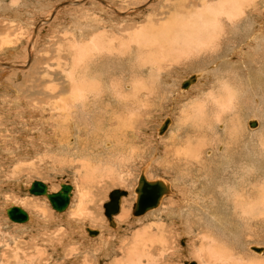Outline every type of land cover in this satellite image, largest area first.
I'll return each mask as SVG.
<instances>
[{
  "label": "rangeland",
  "instance_id": "374dc122",
  "mask_svg": "<svg viewBox=\"0 0 264 264\" xmlns=\"http://www.w3.org/2000/svg\"><path fill=\"white\" fill-rule=\"evenodd\" d=\"M70 1L71 2L79 1V3L77 2V4H71V3H69ZM103 1L106 2L107 4H109L110 6H112V8L117 7L116 8L117 11H124L123 9L127 10V9H131V8H133L135 10L132 11V13L128 15L129 17H127L123 14H121L122 16H118V15H116V12L113 13V11H111V13H109L107 8L105 10H107L108 14L102 13L99 10L95 9L96 5H98L99 3L97 2L96 5L95 4L91 5L92 4L91 0H57V1L56 0H0V6H1V8H0V64H2V66H0V136H1L0 137V232L4 235L3 236L2 234H0V235H2L1 237L3 239V244H4V245L2 244V247H0V251L1 250H4V251L7 250L5 256L1 257L2 260L0 259L1 260L0 264H5V263H7V264H20L19 263L20 259H19V261L17 260V256L20 258V255H19L20 253L17 254L18 253L17 252L16 253L17 256L15 255L14 251L16 249V246L13 244V242H11V236H10L11 234H12V236L17 237L18 240L20 239V243H24L23 241H25L26 244H28V243L32 244L33 241L31 239L36 241V242L34 241L33 244L34 243L37 244L38 240H40L39 238L45 240V243H43V244H46V243L49 244V242L50 243L52 242L51 244L58 245V244H60L58 242L63 241V240L60 241L61 237H59L60 236L59 234H57V236L56 235L54 236V234L48 235V234H52L51 232H52V230H55L54 229L55 226L61 225L62 222L58 223V225L55 223L54 224L52 223V225L51 224L46 225L47 224L45 222L46 219L50 220L52 218L53 219L55 218L58 221L59 220L58 218H60V217H55V215H58V214H56L53 210L50 209V206H48L49 204H48L47 200L44 197L30 196L24 192L25 189L28 188L31 185V183L34 181H39V182L47 184L49 186V190L51 189L50 191H52V192L59 191L60 184H62V183L67 182L68 184H71V186L73 187V189L75 191L74 195H73L74 204L78 201V199L80 198V196L82 195V193L84 191H86V190L88 191L89 189L90 190L95 189V191L97 190L93 194L95 196L94 197L95 214L97 213V215H99V217L103 216L101 218L105 221H106V218L103 214L104 211L102 208H103V204L108 201L109 193L112 190L118 189V190L125 191L128 194L126 197H124L122 199L121 206H122L124 200L130 201L127 204V210L129 211V219H130L132 224L130 226H127V224H124L123 222L122 223L119 222L120 227H121L120 230H122L121 234L108 236L109 240L111 241V245L109 246L110 248H108L109 254L107 253V255L108 256L110 255V256L109 257L106 256V257H108L106 259H104L105 257H103L104 261H102V262L99 261L98 264H113L115 262L114 259H116L117 255L119 256L120 253L121 254L123 253L125 255L126 253L124 250H123V252L119 251L120 253L116 254L117 253L116 250L119 248V245L118 246H116V245L120 243L119 241L116 242V240H120L119 235H121L123 239L124 238L125 239L130 238L131 233H136V231L142 232V231H140V230H142L141 228H143V230H146V231H149L151 229L149 231L150 234H153L151 236V238L154 237V239H155V237H156V239H155L156 242L154 244L158 243V241L162 237H164V239H167V245H168L167 248L168 249H166V256H164V259L161 260V258H158V257H160L158 255V253H155L156 255L154 254V256L152 257L153 259L154 258L156 259V260L154 259L156 264H161L159 261L164 263L167 260L168 261L165 262L167 264L168 263H170V264H184V262H186V261L187 262L188 261L189 262H191V261L196 262L195 260H198L196 262L198 264H205L206 263L205 261H207L206 258L212 259L214 264H221L220 261H222V264L227 263L228 261L232 262L231 264H247V263L248 264H251V263L252 264H254V263L255 264H262V263H264V261L262 263H259V262L257 263L254 259H252V257L250 258L247 255L245 256L244 253L247 254V252L250 255L253 254V257L254 256L255 257H263L264 256V255L263 256H257L254 253H252L251 251H249L248 248H246V251H243L242 247H241V250L238 248L236 249V252L239 254L240 258L242 257V259H243V260L242 259L240 260V258L237 259V257H235L234 255H231L230 252L228 254H223L224 253L223 252L224 247L226 249V252H228L229 250L226 248V246H223L222 244H220L221 242H219V244L221 246L217 245V244L214 245V242L217 243L218 240L214 241V240H210V239H205V240L203 239V242H202V240H201L202 238H200V236H199L201 234L199 232L207 231V227H206L207 224H206V220L205 221L203 219L199 220V216H201L199 211L182 208L181 211H183L185 213L184 217L186 218L184 220V222L186 223L187 226L190 227V228L187 227L186 229L183 228V229H185L184 231L182 229H180V228L184 227V225L183 226H180L179 224L177 225V223L180 221L175 216H172L174 219L172 217H169V216L167 217L168 219H166V217L158 214L160 212H157L156 214L154 213L152 215L145 214L148 217H146L145 215L140 216V217H136V218L132 216V207L134 204L133 202H135L134 189L136 187L137 179L140 175L141 169H145V175L149 180L163 179V180H165L171 184L173 194H172L171 198H165L163 200V202L161 201L162 205L160 204L159 207H162V208H167V203H171V202L175 203V207H177V199L180 197L187 196L184 194V187L186 185H189V186L195 185L193 183V181H188V183L183 184L182 179L179 180L180 178H179V176L176 175V173H174L171 170L166 169V167H165V165H167V163H166L167 158L165 157L166 149L163 148L166 144L168 146L173 141L175 143L176 140H177V142H180V141L183 142L185 140V138H186V140L195 141L194 139L196 137L201 138L203 135H206V137H208L207 140L209 138L211 140H213V136H214L213 132L215 131V127H214L215 125L213 123L214 121H212V120L215 117L216 118L219 117V118H221L220 121L222 120V122H223L225 119L224 117H227V116L229 117L230 115L233 114L234 111L237 112V120L235 122L236 123V129L238 130L239 133H242L245 136L244 127L248 128V125H246V122H244V120H245V115H247V113L249 111L248 109L252 108V107L255 108L259 105H261V106L264 105V100H263L264 96L261 95L262 90L260 89V87L259 86H253L252 90L250 89L249 91L246 92V94H243L244 98H243V96L242 97L239 96L242 94L241 92L239 94L237 92L234 95L235 107L237 109H235V108H232V109L227 108L228 110L226 108H225V110H224V108L221 109L222 103L219 100L223 101V97H225V94H224V92H225V88H224L225 86L224 85L225 84L223 85V83H226V79L224 77H222V76L226 75L225 66H227L229 69L230 68L234 69L235 72H238V75H240L241 79L238 83H241V84H238L239 88L242 85V83L246 84L245 83L246 79H250L252 81L251 85H253L254 84L253 83L254 78L251 76V74L254 75L255 73L256 74L260 73L261 68L258 67V65H259L258 59H259V56H261V53H260L261 51H260V49H257V50L254 49L253 45L250 44V42L246 46L245 44H243V42L241 44H239L234 39L233 42L232 41L231 42H232V44L235 42L234 44L236 46L238 45V49H240L241 45L244 46V49L242 48L243 54H240L238 52L236 54H232L231 51H236L237 49L231 50L229 52L227 51L228 54H226L227 53L226 50H223V53L221 54V56H219V58H221L223 56L221 59L215 58L216 60H213V56H210L208 58L206 57L207 58L206 61H205L206 58L203 59L202 58L203 55L200 54V52L196 51L195 49L190 50L191 54H190V52L186 51L187 52V55H186V53L184 51L180 50V48H178V47H177V49L174 48L175 50L174 49L173 50L176 52V54L172 50L170 53V58L168 60H166L168 62H165V63H167L165 65H168L165 68L166 73L161 72L162 73L161 74L158 71V68H160V66H162V65L163 66L161 69L162 70L164 69V67H165L164 63L160 62L161 63V65H160L159 61L156 60V62H154V64H153L152 69L154 72L152 71L153 72L152 77L149 78V80L145 82V85H147V89L150 87V85L151 86L153 85L154 88H152V87L150 88V91L152 92V94L151 93L146 94L145 96L147 99H145V96H143L142 97V98H144V100H143L144 102L142 101L143 103L141 102L140 104L138 103L139 105L130 106L129 107L130 109H125L123 111L124 113L120 116L121 118H120L119 123L116 124L117 126L113 127L114 130L112 127H111L112 131H110L111 130L110 128L109 129L106 128L105 130H102V135L100 134L102 137L100 142H102V140L105 141L104 145H106L108 143L109 147L107 146L108 148L107 147L104 148V147H102V144L99 142V144L97 145L96 148H91V149H89L90 151L88 150L89 155H91V153L93 152L92 149L96 150L98 148L99 149V150L97 149L98 151H100L102 149H104V151L106 150V154H105V152L93 154V153H95V152H93L92 155L90 156V157H93V155L96 156L94 161L96 159H103L101 161L102 163H99L101 165H97L96 171L91 170V171H93V172H91L89 169L85 170V168H82L83 169L82 170L80 167L81 163L79 161L78 162L77 161L72 162L70 160V159H73L72 156L68 157L67 156L68 154H65V153L63 154L64 149L61 148L62 145L60 146V144L58 143V141L60 139L59 137L62 134L65 135L67 132L68 133L70 132L68 135H66V136H69L68 142L74 141V139H76L75 138V132H76L75 130L76 129H72V130L70 129L72 126V123H70L71 125L69 124V126H68V123L64 124L66 126H62L63 122H67L68 120L63 119L61 117L62 116L61 114L52 116L53 115L52 106L54 104H57L55 106L56 112H61L59 110L61 109V107H62L61 105L63 103H62V101H60L57 88L60 87L61 85L65 86V87L67 86L66 89L68 88V82L66 81V78L69 75H67L68 74L67 72H70L72 67H76L78 65V63H80V61H81V58L79 59V53L76 52L78 55L76 53H74L75 50L79 51V47L75 46V49H74V43L75 42H73L74 40H77V39H74V37L77 36L78 31L80 30V27L78 25L83 23L89 29H95L94 28V26H95L94 21L96 18V19H98L97 21L100 20L99 21L100 26H99V24H98L99 27L96 26L97 28L100 29L98 32H101V31H103V29H105L107 34L113 35V34H115V31H116V32H120L121 33L120 35L124 34L125 35L124 38H126L127 34H130L133 31L140 30L139 28H142L143 30H146L149 26H152L154 28H158L160 26L161 22L166 18V17L164 19H163V17L160 18L161 16H164V14L166 16L172 15L171 18H173L174 15L177 14L176 18L180 17L182 19L183 16H185V17L188 16V14H186V10L187 9L190 10L191 7L195 11H200V10H202L203 6H209L210 9H213V8L216 9V7L218 6V3H217L218 0H198V1L197 0H178V1L177 0H164V1L163 0H157L155 2L153 1L154 2L153 6H152V4H150L152 2L151 0H149V1L148 0L147 1L146 0H141V1L136 0L137 5L136 4L133 5V3H136V2H132L131 0H103ZM166 1H170L172 3H174V2H180L181 3L182 2V4H184V5H181V8L176 10V11H178V13H175L176 12L175 8H173L174 11L173 10L167 11V9H161L160 8L161 5L163 6L164 4H166ZM185 1L186 2L188 1V2L186 3ZM229 1H231V0H229ZM1 2H2V4H1ZM145 2H146V4H144ZM231 2H233V1H231ZM146 5H148V6L146 7ZM211 5H212V7H211ZM213 5H214V7H213ZM157 6H158V8H156ZM102 7L104 8L105 6H102ZM151 8H154L153 10H155V8H156V10H158L159 13L162 11V15L158 13L159 15H157L155 17L152 16L154 11H152ZM192 9L190 11H192ZM224 9L227 11H230L227 8H224ZM192 15H193V17L195 16L194 13ZM150 17H152V20L149 22L150 23L149 24V23H147V21H149L148 19H151ZM195 18H197L196 22L193 21L194 18L190 19V21L194 22L195 25L199 24V23H197L199 17H195ZM200 18L201 19L204 18V20H205L204 16L200 17ZM258 19H261V17L256 19L255 26H258L260 22H261V26H262L263 20L259 21ZM163 22H162V26L165 24ZM127 28H128V30H127ZM261 29H264V28H261ZM107 41H108V38L103 40L104 43H106ZM225 44L226 43H224V45L221 44L220 47H218L219 51L220 50L222 51L223 47L225 49ZM176 50H178V52ZM166 52L169 53L168 50ZM166 52H165V54H167ZM245 53H246L245 57L247 58V60L245 61L244 66H242L241 62L243 61ZM180 54H181V56H180ZM75 55H77V58ZM185 55H186V57H185ZM191 55H195V56L193 57ZM196 55H198V56H196ZM230 55L232 58L229 57ZM187 56H188V58H187ZM175 57H176V59H175ZM190 58H193V59H190ZM72 59H74L73 62H75L77 64L72 63V61H71ZM222 59H224V61H222ZM193 62H195V65ZM229 62H232L233 66H235V67H232L231 65L229 67V65H227ZM7 65L10 67H8ZM57 67H58V71L56 69ZM77 67L79 69V67H81V64H79ZM77 67H76V69H77ZM219 67H220V69H219ZM213 68H215V71L212 70ZM237 68H240V69L242 68V69L240 71ZM191 72H193V73H191ZM201 72H203L204 74ZM213 72L216 75H214ZM154 73H156L157 75ZM159 74H161V76ZM165 74H167L168 76ZM154 75H156L159 79H160V77H163L161 79L165 78L167 80V81L165 80L166 83H168L170 81V83H168L167 86H169L171 88L167 87L166 85L163 86L161 84V80H160V82L157 81L158 78L155 77ZM189 75L190 76L191 75H198V76L200 75V77H202V79L199 77L200 79L198 78V80H197L198 82L196 81V83H194L193 85L191 84L187 89L182 90L181 86L179 84L185 78L189 77ZM217 75H218V78H217ZM168 78L171 80H168ZM223 79H225L224 80L225 82L222 83ZM218 82H220L223 85V87H221L222 86L221 84H217ZM213 83L215 85H217L218 87H220L221 89L220 90L219 89H213V88H218L217 86H214ZM148 85H149V87H148ZM158 85H160V86H158ZM158 87H160V88H158ZM160 89H162V90H160ZM166 89H167V91H166ZM170 89H172V90L170 91ZM179 89H180V91L182 90L181 92L185 91L184 93L189 94V96L185 97V99H184V97H182L183 95L182 96L179 95V93H178ZM67 90H69V88ZM163 90H165L164 93L163 92L161 93L160 91H163ZM218 90L220 91L221 96L219 95ZM259 91H260V94H259ZM167 92H168L167 96L164 95ZM67 93H68V91L66 92V94ZM159 93L161 94V96ZM66 94H64L62 98L65 99L67 97ZM14 95H17V97L19 99L16 98V96H14ZM154 95H155V97H154ZM248 95H249V97H248ZM251 95H253L254 97H252ZM158 96H159V98H158ZM259 97H260V99H259ZM151 98H152V102L150 101ZM238 99H240V100H238ZM241 99H242V101H241ZM254 99L260 100L259 102L261 104L258 103ZM145 100H147L146 103H145ZM186 100L189 102H187ZM224 100H227V98H225ZM16 101H18V102H16ZM153 101H154V104H153ZM243 101H245L247 104L243 105V103H242ZM254 101H255L256 105H254L255 104ZM149 102H151V104ZM216 103L218 105L217 107L214 106V105H216ZM240 105L241 106L243 105V106L241 107ZM203 106H205L206 108ZM214 107H216V108H214ZM207 109H209V110H207ZM207 112H208L209 116H208ZM211 112H212V114H211ZM186 113H188V114H186ZM203 113H204V115H203ZM214 113H216V114H214ZM110 114H115V111H113V112L111 111L109 113V116H111ZM142 114H144V115H142ZM219 114L220 115L222 114L221 115L222 117ZM202 115H203V117L207 116V118H206L207 122L206 123L204 122V123L208 124L209 126L206 125L205 126L206 128L203 127L204 123H202L206 119L203 118L202 120H200ZM211 115H213V116H211ZM166 117L171 119L172 124L169 128L166 129L164 136L162 134L159 136V137L162 136V138H159L157 135V130L160 127V125L163 124V120L166 119ZM47 119L48 120L50 119V120L48 121ZM208 120L210 122L211 121L212 122L210 123ZM257 120L260 121L259 118H256V120H254V121H257ZM245 121H247V120H245ZM248 121H252V120L249 119ZM228 123H230L229 125H230V131H231V129H232L231 124H233V122L232 123L228 122ZM243 124H244V126H243ZM73 125H75V123H73ZM60 126H62L63 128L61 129ZM174 126H176V127H174ZM221 126H222V123H221ZM190 127H191V129H190ZM198 127H199V129H198ZM203 128H205V129H203ZM63 129H65V130L63 131ZM1 130H2V132H1ZM108 130H109V132H108ZM221 130L222 129L219 128L218 131H221ZM5 131H6V133H5ZM103 131L105 133H103ZM130 132H132V133L134 132L133 135L135 138H133V140H130V135H129ZM58 134H59V137H56ZM107 134L110 135L109 138H107V136H105ZM84 137H85L84 132H80V139H83ZM3 138L6 140L5 142H4ZM53 138H54V141H56V142L52 141ZM106 138H107V141L105 140ZM183 138H184V140H183ZM91 139H92V136H91ZM108 139L110 141H108ZM172 139H174V140H172ZM218 139L219 138H217L216 140H218ZM115 140H116V142H115ZM255 141L256 142L258 141L257 143H255V147L258 149H256L255 147H254V149H256V150L261 149L262 147L260 146V144L263 145V142L260 143L261 140H259V138H256ZM93 142L98 143L97 140H93ZM91 144H92V142H91ZM55 146L59 148L60 152ZM1 147H3V148H1ZM165 148H166V146H165ZM49 149H51V150H49ZM167 149L171 150L172 146L171 147L169 146V148L167 147ZM262 149H264V148H262ZM114 158H115V160H114ZM160 158H162V159L160 160ZM158 164L159 165L161 164L162 167H159ZM251 169L256 170L255 167H252ZM63 180H65V181H63ZM93 186H94V188H93ZM195 195H196L195 193H191L190 197H192V196L194 197ZM27 199H28V201H32L33 203H36L39 206H41L40 211L44 213V216H45L43 218L44 220L41 219V217H38L39 212L36 209L33 210L32 208H27L26 206L23 205L24 201ZM9 204H13L14 206H17V207H19V206L22 207L25 211H27V212H29V214H31L30 217L32 215H33V217H35V218L32 217V219H34V221L37 220V218H38L39 221L37 220V222H39V223H36V222H34V223H36V225H39V226H36V225L34 226V223H33L32 228H35V227H39V228L32 229L31 227H29L27 230H24L27 233L24 232L23 230H21V232H19L18 226L16 224L12 223L11 221H9L8 218L6 217V215L4 214V211L6 209H8ZM157 209H155L153 211H156ZM121 210H122V208H121ZM194 212L197 214V217H198L197 219L193 218V216H194L193 214H195ZM120 213H121V211L119 212V215H120ZM95 214H93L94 217H95ZM46 215H47V217H46ZM97 215L95 218H98ZM144 216L146 217V219ZM64 217L66 218V216H64ZM115 217L117 218V216H115ZM115 217H113V219ZM175 218L178 220H176ZM135 219H136V222H135ZM137 219H138V221H137ZM42 220H43V225L41 223ZM197 220H198V222L196 223ZM158 222L160 223V224H158L159 226H157ZM246 222L247 221H245L243 224H245ZM150 223H151L152 228L150 226ZM195 224H198V225H195ZM22 225H24V224H22ZM106 225H107V223H106ZM161 225H163V226H161ZM143 226H145V227H143ZM155 226L158 228V230ZM254 226H256V225H254ZM41 227L47 228V230L49 227H51V228H49L48 232H46L45 231L46 229H44V232L47 233V234H45L43 232V229H41ZM86 227L89 228L90 226H85V228ZM11 228H12V230H11ZM107 228H108V225H107ZM254 228H256V227H254ZM90 229H93V230L95 229V230L100 231L99 229H97V227H90ZM109 229L110 228H108V230ZM168 229L171 231H169ZM37 230L38 231L41 230V231L38 232ZM187 230H189V232ZM152 231H153V233H152ZM155 231H156V234H154ZM164 232H167V233L164 234ZM42 233L44 235H47V236H52V237H50L51 239H48V241H47V239L45 238V236ZM84 233H86V232H84ZM158 233H161L159 235V236H161L160 239L157 238V237H159ZM31 234H34V235L32 236ZM35 234L38 235L37 236L38 238H35L36 237ZM242 234H243V237H244V235L247 236L244 233H242ZM22 235H24L23 239L21 238V237H23ZM146 235H148V234H146ZM9 236H10V238H9ZM116 236L118 237V239H116L117 238ZM4 237H6V238H4ZM26 237H27V239H26ZM29 237H31V238L29 239ZM53 237H55V238H53ZM197 237H199V238H197ZM5 239L7 242L5 241ZM154 239H153V241H154ZM196 239H198V240H196ZM199 239H200L201 243H203V248H204V245H206L208 242L212 241V242H210V245L207 244V246H210L208 248L209 249L208 251H207V249L201 250V246H198ZM242 239H243L242 240L243 245L245 244V242L247 243V241H248V240H246L247 238L246 239L242 238ZM53 241H55L56 243H53ZM5 242L8 245H6ZM9 243H10V245H9ZM67 243L64 241L63 244H61L63 247H65L67 245L65 247V249L62 247L63 249H62L61 253L59 251H57L55 254H54V252L50 253L47 251L48 250L47 248H49V247H47V248L43 247L45 252H43V254L39 257L40 259L39 258H38V260L33 259L31 264H35L36 261H37V264H39V263H41V264H45V263L46 264H68V263L72 264L73 262L76 264H81L80 262H82V264H83L84 257L89 256L91 254H89V252L81 250L85 254L80 253V257L77 258L76 255L78 254V249H76L77 251L75 250L74 251L75 253H74L73 251H69V248L70 249L79 248V250L84 249L87 251L88 250L92 251V250H94L92 248H96L97 245L99 244V243L96 244V242H95L96 247L94 245H92V247H91V246H89L90 244L89 245L88 244H86V245H80L79 244L78 245V243H81V241L80 242L78 241L77 243H75L76 246H72V245H70L71 243L70 244H67ZM112 243L113 244L115 243L114 246ZM123 243L126 244V241ZM212 243H213V245H212ZM248 243H250V244H248V246H251L252 244H256V245L260 244L259 245L260 247H264V243H251V242H248ZM70 246H72V247H70ZM83 246H85L87 249H85ZM87 246H89V248H91V249H89ZM211 246H213V247H211ZM214 246L217 247L219 252H217L216 248L214 249ZM222 246H223V249H221ZM6 247H8L10 250H8V248L5 249ZM11 248H13V249H11ZM156 248H158V244H156ZM211 248L213 249L212 250L213 252L215 250L214 255H213V252L210 250ZM110 249H112V251ZM65 250H66V252H65ZM109 250L111 252H109ZM114 250H115L116 257H115V254L113 253ZM126 250H127V248H126ZM30 251L32 252L33 250H30ZM94 251H96V250H94ZM97 252L98 251H96L94 253H97ZM45 253H47V254H45ZM69 253H71V256ZM72 253H73V255H72ZM195 253H197V254H195ZM12 254L15 255V257ZM52 254H53V256H52ZM113 254H114V256L112 257ZM215 254H217V255H215ZM97 255H98V253H97ZM6 256H8V257H6ZM50 256H52V258H49ZM203 256H205L206 258ZM13 257L15 258V260L12 259ZM74 257H75V260L73 259ZM225 257L229 258L230 260L226 259ZM44 258H45V261H43ZM46 259H48L49 261L47 260L48 261L47 262ZM66 259H68V260H66ZM80 259L83 261H81ZM92 259H93V261L95 260L94 257H92L91 260ZM72 260H73V262H72ZM2 262H4V263H2ZM14 262H16V263H14ZM123 263H124V261H123Z\"/></svg>",
  "mask_w": 264,
  "mask_h": 264
},
{
  "label": "bare ground",
  "instance_id": "6f19581e",
  "mask_svg": "<svg viewBox=\"0 0 264 264\" xmlns=\"http://www.w3.org/2000/svg\"><path fill=\"white\" fill-rule=\"evenodd\" d=\"M131 1L136 2V3H133V5H135V4L137 5L136 0H131ZM139 1H141V0H139ZM151 1L152 2L150 4H152V6H153V3L157 0H151ZM231 1H233V2H231ZM231 1H229V0H218V2H217L218 6L216 7V9H214V8L210 9L209 6H203L202 10H200V11H195L192 9V7H191L192 11H190L191 9L189 10L186 8L187 9L186 14H188V16H186V17L183 16L182 19L180 17H179L180 19L176 18L177 14H175V13H178V11H176V10L181 8V5H184V4H182V2L181 3L180 2L172 3L170 1H166V4L163 3L164 5L163 6L161 5L160 8L161 9H167V11L173 10V8H175L176 12L174 13L175 15L173 18H171L172 15L166 16L164 14V16L160 17V18L163 17V19L166 17L163 20L164 22L162 21L163 23H165L163 26H162V22H161L160 26L159 27L157 26L158 28H154L152 26H149L146 30L139 28L140 30L133 31L130 34H127L126 38H124V36H125L124 34L120 35L121 33L116 32V31H115V34H113V35L107 34L105 29H103V31H101V32H98L100 29L97 28L96 26H98V24L100 26V23H99L100 20L97 21L98 19H96V18L94 21V25H95L94 28L95 29H89L86 25H84L81 22L82 24L78 25L80 27V30L78 31L77 36L74 37V39H77V40L73 39L74 40L73 42H75L74 43V49H75V46L79 47V51L75 50L74 53H76V52L79 53V59L81 58V61H80V63H78V65L81 64V67H79V69H78V67H77L78 65H77L76 66L77 69H76V67H72L71 71L67 72L68 73L67 75H69V76L66 78V81L68 82L69 90H67L68 88L66 89L67 86L65 87L63 85H61L60 87L57 88L58 89V96L60 98V101H62V103H63L61 105L62 106L61 109L59 110L61 112H56L55 106L57 104H54L52 106V110H53L52 116L61 114L62 115L61 117L63 119L68 120L67 122H63L62 126H66V125H64L66 123H68V126H69V124L72 123L71 128L70 127L69 128L71 130L76 129L75 130L76 131L75 132V138L76 139H74L72 137L74 139V141L68 142L69 136H66V135H68L70 132L69 133L67 132L65 135L62 134L60 137H59L60 133L56 136V137L60 138L59 141L58 140L57 141L60 144V146L62 145L61 148L64 149L63 154L64 153L68 154L67 155L68 157L72 156L73 159H70L72 162H76V161L78 162L79 161L81 163V166H80L81 169L85 168V170L89 169L90 171L91 170L96 171L97 165H101L99 163H102L101 161L103 159H96L94 161L96 156L95 155H93V157H90V156L92 155L93 152H95L93 154L100 153V152H102V153L105 152V154H106V150L104 151V149H102V150L98 151L99 150L98 148H97L98 150L92 149L93 152L92 153L90 152L91 155H89V151H90L89 149L97 147V145L99 144V142L102 138L101 137L102 130H105L106 128L111 129V127L113 128L114 126H117L116 124L119 123L120 118H121L120 116L124 113L123 111L125 109H130L129 107L132 105H135V106L139 105L144 100V98H142L143 96H145L148 93L152 94V92L150 91V88L151 87L154 88L153 85L151 86L149 84L150 87L148 85L149 88L147 89V85H145V82L148 81L149 78L152 77V74L154 72L152 69L154 62H156V60H157V61H159V63L160 62L164 63V65L167 64L165 62H168L166 60H168L170 58L171 51L174 48L177 49V47L180 48V50L184 51L186 53V55H187V52H190V54H191V51H190L191 49H193V50L195 49L196 51L200 52V54L203 55L202 56L203 59H205L206 57L208 58L210 56H213V60H216L215 58H219V56H221V54L223 53V50H226V52L227 51L229 52L231 50L237 49L236 51H231L232 54H236L237 52L240 54H243L242 48L244 49V46L241 45L240 49H238V45L236 46L234 44L235 42L232 44L234 39L236 40L237 43L241 44L243 42V44H245L246 46L250 42V44L253 45L254 49H256V50L260 49V51H261L260 52L261 56H259V59H258V61H259L258 67L261 68L260 73L259 74L255 73L254 75L251 74V76L254 78V80H253L254 84L253 85H251L252 81L250 79H246V81H245L246 84L242 83V85L239 88L238 84H241V83H238L241 79L240 75H238V72H235L234 69H231V68L229 69L227 66H225L226 75L222 76L226 79V83H223V82H225L224 81L225 79L222 80L223 85L225 84L224 85L225 86L224 87L225 88V92H224L225 97H223V101L219 100L222 103L221 109H223V108H224V110H225V108L226 109L227 108L237 109L235 107L234 95L237 92H238V94L241 92L242 94L239 96L242 97L243 94H246L247 91H249L250 89L252 90L253 86H259L260 89L262 90L261 95L264 96V29H261V28H264V0H231ZM77 2L79 3V1H77ZM77 2H75V1L71 2L70 1L69 3L77 4ZM91 2H92L91 5H94V4L96 5L98 2L100 5L99 4L96 5L95 9L99 10L102 13H106V14H108L107 13V10H108L109 13H111V11H113V13L116 12V15H118V16H122L121 14H123V15L129 17L128 15L131 14L132 11L135 10V9L131 8V9H127V10L123 9L124 11H117L116 10L117 7L112 8V6H110L109 4L104 2L103 0H91ZM1 4H2V2H1ZM144 4H146V2ZM101 5L105 6V7L103 8ZM214 5H213V7H214ZM147 6L148 5H146V7ZM211 7H212V5H211ZM0 8H1V6H0ZM106 8H107V10H105ZM156 8H158V6ZM156 8H155V10H153L154 8H151L152 11H154V13L152 15L154 17L159 15V14L162 15V11L159 13L158 10H156ZM224 8H227L230 11H227ZM193 13L195 14L194 17L192 15ZM203 16L205 17V20H204V18L203 19L200 18ZM195 17H199V19L197 21V23H199V24L195 25L194 22H196V19H197ZM259 17H261V19H258L259 21L263 20L262 26H261V22L259 23L258 26H255L256 19ZM150 18L151 19H148L149 21H147V23H149L152 20V17H150ZM190 19H193L194 22L190 21ZM127 30H128V28H127ZM107 38H108V41L106 43H104L103 40H105ZM224 43H226L225 49L223 47L222 51L221 50L219 51L218 47H220L221 44L224 45ZM167 50L169 53L166 52ZM164 51L167 54H165ZM176 51L178 52V50H176ZM228 52L226 54H228ZM175 54H176V52H175ZM77 55H75L76 58H77ZM186 55H185V57H186ZM180 56H181V54H180ZM191 56L194 57L195 55H191ZM196 56H198V55H196ZM245 56H246V53L244 54L243 61L241 62L242 66H244V63L247 60V58ZM176 57H175V59H176ZM229 57H231V55ZM187 58H188V56H187ZM207 58L205 59V61L207 60ZM221 58H219V59H221ZM74 59L71 60L72 63H75V62H73ZM190 59H193V58H190ZM222 61H224V59H222ZM161 63H160V65H161ZM193 63L195 65V62H193ZM75 64H77V63H75ZM227 65H229V67H230V65L232 67H235V66H233L232 62H229ZM0 66H2V64H0ZM162 66H160V68H158V71L160 73L161 72L166 73L165 68L168 65H165L163 70L161 69ZM8 67H10V66H8ZM220 67H219V69H220ZM56 69L58 71V67ZM237 69H239L241 71L242 68L241 69L237 68ZM212 70L215 71V68H213ZM191 73H193V72H191ZM201 73H203V72H201ZM154 74H156V73H154ZM161 74H159V75L161 76ZM213 74L216 75L214 72H213ZM156 75H154V76L157 77ZM165 75H167V74H165ZM191 76L194 77V82L193 81L190 82V85L191 84L193 85L194 83H196V81L198 80L200 75L199 76L198 75H191ZM191 76L189 75V77H187V78L184 77L185 79L183 81L189 79ZM161 78H163V77H160V79L158 78L157 81L160 82V80H161V84L163 86H165V85L167 86V84L170 83V81L168 83H166L167 80L165 78L164 79H161ZM200 78L202 79V77H200ZM217 78H218V75H217ZM168 80H171V79L168 78ZM181 83L179 84L180 86H181ZM217 84H221V83L218 82ZM223 85L221 87H223ZM158 86H160V85H158ZM214 86H217V85L214 84ZM167 87H169V86H167ZM158 88H160V87H158ZM169 88H171V87H169ZM181 89L185 90L183 88H181ZM213 89H219L220 90L221 88L218 87V88H213ZM160 90H162V89H160ZM171 90L172 89H170V91ZM67 91H68V93H67L68 95L66 94ZM164 91L165 90L160 91V92L164 93ZM166 91H167V89H166ZM181 91L179 89L178 93L181 96L183 95L182 97H184V99H185V97L189 96V94L184 93L185 91L184 92H181ZM218 93L221 96L220 91ZM64 94H66V96H67L65 99L62 98ZM167 94H168V92L164 95L167 96ZM259 94H260V91H259ZM14 96H16V98H18L17 95H14ZM160 96H161V94H160ZM251 96L254 97L253 95H251ZM154 97H155V95H154ZM248 97H249V95H248ZM158 98H159V96H158ZM225 98H227V100H224ZM243 98H244V96H243ZM145 99H147L146 96H145ZM259 99H260V97H259ZM238 100H240V99H238ZM254 100H256V99H254ZM263 100H264V97H263ZM146 101L147 100H145V103H146ZM150 101L152 102V98L150 99ZM241 101H242V99H241ZM256 101L258 103H260L259 102L260 100H256ZM16 102H18V101H16ZM151 102H149V103L151 104ZM187 102H189V101H187ZM217 103H216V105H214V104L213 105L217 107L218 106ZM242 103H243V105L247 104L245 101H243ZM254 103H255V101H254ZM153 104H154V101H153ZM254 105H256V103ZM203 107H205V106H203ZM216 107H214V108H216ZM207 110H209V109H207ZM248 110L249 111H248L247 115H245V120H247V121L244 120V122H246V125H248V128L244 127L245 136L242 133H239L238 130L236 129V123L235 122L237 120V112L234 111L233 114L230 115L229 117L228 116L224 117L225 119L223 122H222V120L220 121L221 118H219V117H217L218 119L215 117L212 120V121H214L213 123L215 125L214 126L215 131L213 132V135H214L213 140H211L210 138L207 140L208 137H206V135H203L202 137L200 136L201 138L196 137L194 139L195 141L186 140V138L184 140V138H183V140H184L183 142L182 141L177 142V140H176L175 143L173 141L168 146L166 144L165 145L166 148H165V146L163 147L164 149H166V154H165V157L167 158V162L165 161L167 163V165H165L166 169L171 170L174 173H176V175L179 176V178H180L179 180L182 179L183 184L188 183V181H193V183L195 184L194 186L186 185L184 187V194L187 196L180 197L177 199V207H175V203H172V202L167 203V208L159 207V205L161 204V201L163 202V200L165 198H171V196L173 194L171 184L169 182L163 180V179L149 180L145 175V169H141V171H140V174H142L148 182L159 181V182H162L168 188V192L161 197L159 204L155 209H157L158 207L159 208L156 211H153L155 209L147 211L143 215H145V214L152 215L154 213L156 214L157 212H160L158 214L166 217V219H168L167 218L168 216L169 217L175 216L180 221L177 223V225L178 224L180 226L184 225V227L180 228L184 231L189 226H187L186 223L184 222V220L186 218L184 217L185 213L183 211H181L182 208L199 211L200 215H201V216H199V220H202V219L204 221L206 220V224H207V226H206L207 231L199 232L201 234L199 236H200V238H202L201 239L202 242H203V239L204 240L210 239V240H214V241L218 240L217 243L213 241L214 245L215 244H217V245L222 244L223 246H226V248L229 250V251L227 250L228 252H226L225 247H224L225 250L223 249V246H222V248L220 247L221 249H223V252H224L223 254H228L230 252L231 255H234L235 257H237V259L240 258V256L236 252V249L238 248L241 250V247H242L243 251H246V248H248L249 251H251L252 253H254L257 256H263L264 255V247H260L259 246L260 244L259 245L258 244L257 245L252 244L251 246H248V244H250L248 242L264 243V149H262V148H264V105H262V106L259 105L255 108L252 107V108H249ZM111 111L112 112L115 111V114H110L111 116H109V113ZM186 114H188V113H186ZM207 114H208V112H207ZM211 114H212V112H211ZM214 114H216V113H214ZM142 115H144V114H142ZM203 115H204V113H203ZM203 115H202L200 120H202L203 118L204 119L207 118V116L203 117ZM208 116H209V114H208ZM211 116H213V115H211ZM256 118H259L260 121H258V120L254 121V120H256ZM166 119L169 120L168 126L166 127V129H167L171 126L172 123H171L170 118L166 117ZM166 119H164L163 122ZM249 119H251L252 121H248ZM204 122L206 123L207 119L204 120L202 123H204ZM228 122H231V123L233 122V124H231L232 125L231 131H230V125H229L230 123H228ZM250 122H254L256 124V126L250 127L249 126ZM73 123H75V125H73ZM205 123L203 124L204 126L202 125L203 127L208 125ZM221 123H222L223 127L221 126ZM62 126H60L61 129L63 128ZM243 126H244V124H243ZM160 127H161V125H160ZM174 127H176V126H174ZM191 127H190V129H191ZM159 128L157 130L158 137L162 134L164 136V133L166 132V130L164 133L159 134ZM205 128H203V129H205ZM219 128L222 130L218 131ZM198 129H199V127H198ZM64 130L65 129H63V131ZM113 130H114V128H113ZM110 131H112V129ZM1 132H2V130H1ZM80 132H84V134H85V137L83 139H80ZM108 132H109V130H108ZM5 133H6V131H5ZM103 133H105V132L103 131ZM133 134H134V132L129 133L130 140H133V138H135ZM91 136H92V139H91ZM105 136H107V138H109L110 135L107 134ZM107 138L105 139L106 141H107ZM159 138H162V136ZM217 138H219V139L216 140ZM256 138H259V140H261L260 143L263 142V145L260 144V146L262 147L261 149H259L260 151L256 150L258 148L255 147V143L258 142V141L257 142L255 141ZM93 140H97L98 143L93 142ZM172 140H174V139H172ZM5 141L6 140L4 139V142ZM52 141H54V138ZM108 141H110V140L108 139ZM54 142H56V141H54ZM91 142H92V144H91ZM115 142H116V140H115ZM100 143L102 144V147H104V148H106L108 146V143L106 145H104L105 141H103V140ZM169 146L170 147L172 146L171 150L167 149V147L169 148ZM254 147L256 149H254ZM1 148H3V147H1ZM56 148L59 150L58 147H56ZM49 150H51V149H49ZM59 152H60V150H59ZM161 159L162 158H160V160ZM114 160H115V158H114ZM158 166L162 167L161 164L160 165L158 164ZM252 167H255L256 170H252L251 169ZM93 171H91V172H93ZM63 181H65V180H63ZM43 184L47 187L48 194H52V193L57 192V191L56 192L50 191L51 189L49 190V186L45 183H43ZM62 184H66V185L71 187V196H70L68 205L65 208V210H63L62 212H56L55 210H53L45 196H35V195L29 194L30 186L25 189L24 192L30 196L44 197L47 200V202L49 204L48 206H50V209L53 210L56 214H58V215H55V217H60V218H58L59 219L58 221H57V219L52 218L50 220L46 219L45 222L47 223L46 225H50V224L52 225V223L53 224L55 223L58 225V223L62 222L61 225L55 226V228H54L55 230H52V232H51L52 234H48V235L54 234V236L55 235L57 236V234H59L60 235L59 237H61L60 241H62V240L63 241L58 242V243H60L58 245H53V244H51L52 242L51 243L49 242V244H47V243L43 244V243H45V240L39 238L40 240H38V243H37L38 245L36 243L33 244V242L35 241L33 239H31L33 241L32 244L31 243L26 244L25 241H23L24 243H20V239L18 240L17 237L12 236V234H11L10 235L11 236V242H13V244L16 246V249L14 251L15 255L17 256V254L20 253L19 254L20 258L17 256V260L19 261V259H20V261H19L20 264H31L33 259L38 260V258L43 254V252H45L43 247H46V248L49 247V248H47L48 249L47 251L50 253L54 252V254H55L57 251H59L61 253L62 249L63 248L65 249V247L67 246L66 244H65L66 245L65 247H63L61 245V244H63L64 241L66 243L68 242L67 244L71 243L70 245H72V246H76L75 243H77L78 241L79 242L81 241V243H78V245L79 244L80 245H86V244L89 245L90 244L89 246H91V247H92V245H94L96 247L95 242H96V244L99 243L96 247L97 249L92 248V249L98 251L97 252L98 255H97V253H94V252H96L94 250H92V251L88 250L87 251L84 249L79 250V248H75V249L69 248V251H73V252L76 249H78V254L76 255L77 258L80 257V253H83L82 251H86V252H89V254H91L89 256L84 257L83 264H98L99 261H101V262L104 261L103 257H105L104 259H106L110 256V255L109 256L107 255L108 248H110L109 246L111 245V241L109 240L108 236L121 234L122 230H120L121 227H120L119 222H121V223L123 222L124 224H127V226H130L132 224L130 219H129V211L127 210V204L130 201L124 200L123 204L121 206V201L124 197H126L128 195L127 193H126L127 194L126 196H123L120 199L119 212L121 211V213L119 215V212H118V214L113 216V217L117 216V218L115 217L113 219V217H112L114 227H111L109 225V222H108L106 217H105L106 218V221H105L101 218L103 216L99 217V215H97V213L95 214V207H94V197L95 196L93 194L97 190L95 191V189L94 190L89 189L88 191L86 190L87 192L84 191L82 193V195L80 196V198L78 199V201L74 204L73 195H74L75 191H74L73 187L71 186V184H68L67 182L62 183ZM136 186H137V184H136ZM93 188H94V186H93ZM134 193H135V191H134ZM191 193H195L196 195L194 197L193 196L190 197ZM136 197L137 196L135 194V200H136ZM133 203H135V202H133ZM23 205L26 206L27 208H32L33 210L36 209L39 212V216L38 215L37 216L41 217V219H43L45 217L44 213L40 211L41 206H39L38 204L33 203L32 201H28V199H27L24 201ZM10 207H17V206H14L13 204H9L8 208H10ZM18 208H21L28 216L27 221L24 223H14L11 221L12 223H14L18 226L19 232H21V230H23V231L27 230L29 227L32 228L34 222L39 223V222H37L38 218H37V220L34 221V219H32L33 215L30 217L31 214H29V212L25 211L20 206ZM121 208H122V210H121ZM6 210L4 211L5 215H6ZM103 211H104V209H103ZM93 214H95V217L97 215L98 218H95ZM143 215H140V216H143ZM193 215H194L193 218H196V219L198 218L196 213ZM64 216H66V218ZM132 216L135 218L140 217V216H134L133 215V209H132ZM6 217H7V215H6ZM46 217H47V215H46ZM146 217H148V216H146ZM146 217H145V219H146ZM33 218H35V217H33ZM178 219H176V220H178ZM8 220H9V218H8ZM43 220L41 222L42 225H43ZM137 221H138V219H137ZM245 221H247V222L245 224H243ZM105 222L107 223L108 228H110L109 230H108ZM135 222H136V219H135ZM197 222H198V220L196 221V223ZM36 223H34V226L36 225ZM22 224H24V225H22ZM158 224H160V223L158 222L157 226H159ZM163 225H161V226H163ZM195 225H198V224H195ZM254 225H256V226H254ZM36 226H39V225H36ZM85 226L97 227V229H99L100 231L95 230V229L94 230L90 229V227L85 228ZM150 226H151V223H150ZM51 227H49V228H51ZM143 227H145V226H143ZM254 227H256V228H254ZM36 228H39V227H35L32 229H36ZM49 228L47 230V228L41 227V229H43V232H44V229H46L45 231L48 232ZM151 228H152V226H151ZM183 228H185V229H183ZM141 229L142 230H140V231H142V232L136 231V233H131L130 238H127V239H125V238L123 239L122 236L119 235L120 240H116V242L119 241L120 243L118 242L119 244L116 245V246L119 245V248L116 250L117 251L116 254H119L121 251L123 252V250L125 251L126 254L124 255L123 253L122 254L120 253L119 256L117 255V257H116L115 250H114L113 253L115 254L116 259L113 258L115 260V262L113 264H122L123 261H124L123 264H156V262L154 261L155 258L154 259L152 258L155 253H158V255L160 256L158 258H161V260L164 259V256H166V249H168L167 248L168 245H167V239H164V237H162L160 239L161 236H159V235L162 232L158 233L159 237H157V238H159L160 240L159 241L157 240L158 243H156V244H158V248H156V244H154L156 242V240H155L156 237H155V239H154V237H152L154 239V241H153V239L151 238V236L153 234L149 233V231L151 229L149 231L143 230V228H141ZM11 230H12V228H11ZM157 230H158V228H157ZM39 231H41V230H39ZM89 231H95L96 234L90 235ZM169 231H171V230H169ZM187 231L189 232V230H187ZM24 232H26V231H24ZM46 232H44V233L47 234ZM84 232H86L87 234ZM152 233H153V231H152ZM166 233L167 232H164V234H166ZM242 233L246 234L247 236L244 235V237H243ZM0 234H2V233L0 232ZM146 234H148V235H146ZM154 234H156V231ZM2 235H0V237ZM31 235L33 236L34 234H31ZM10 236H9V238H10ZM22 236L23 237H21V238L23 239L24 235H22ZM37 236L38 235H36L35 238H38ZM44 236L47 239V241H48V239H51L50 237H52V236H47V235H44ZM4 238H6V237H4ZM30 238L31 237H29V239ZM53 238H55V237H53ZM197 238H199V237H197ZM242 238H244V239L247 238L246 240H248L247 243L245 242L244 245L242 242V240H243ZM26 239H27V237H26ZM116 239H118V237ZM196 240H198V239H196ZM5 241H6V239H5ZM55 241H53V243H56ZM125 241H126V244L123 243ZM6 242H5V244H6ZM210 242H212V241H210ZM210 242H208L207 244L210 245ZM219 242H221V243L219 244ZM10 243H9V245H10ZM2 244H3V239L1 237L0 238V247H2ZM114 244H113V246H114ZM207 244L204 245V248H203V243H201V241L199 239L198 246H201V250L207 249V251H208L209 250L208 248L210 246H207ZM6 245H8V244H6ZM212 245H213V243H212ZM72 246H70V247H72ZM89 246H87V247L89 248ZM83 247L85 249H87L85 246H83ZM211 247H213V246H211ZM252 247L260 248L262 251L261 252H255L251 249ZM7 248L8 247H6L5 249H7ZM126 248H127V250H126ZM215 248L217 249V247L214 246V249ZM11 249H13V248H11ZM89 249H91V248H89ZM8 250H10V249L8 248ZM30 250H33V251L31 252ZM110 250L112 251V249H110ZM110 250H109V252H111ZM210 250L212 251L213 249L211 248ZM6 251H4V250L0 251V259L1 260H2L1 257L5 256ZM65 252H66V250H65ZM217 252H219L218 249H217ZM214 253H215V250L213 252V255H214ZM45 254H47V253H45ZM69 254L71 256V253H69ZM83 254H85V253H83ZM114 254L112 255V257L114 256ZM195 254H197V253H195ZM15 255H13V256L15 257ZM72 255H73V253H72ZM215 255H217V254H215ZM244 255L245 256L247 255L250 258L252 257V259H254L257 263L258 262L262 263L264 261V256L263 257H255V256L253 257V254L250 255L248 252H247V254L244 253ZM52 256H53V254H52ZM52 256H50L49 258H52ZM106 256H108V257H106ZM6 257H8V256H6ZM14 257L12 259L15 260ZM92 257H94V259H95L94 261H93V259L91 260ZM203 257H205V256H203ZM225 258L229 259L227 257H225ZM73 259L75 260V257ZM206 259L208 261V262L205 261L207 264H214L212 259H209V258H206ZM241 259H242V257L240 258V260ZM47 260L48 259H46V261ZM66 260H68V259H66ZM83 260H81V261H83ZM43 261H45V258ZM167 261H165V262H167ZM195 261L197 262L198 260H195ZM72 262H73V260H72ZM159 262L161 264H167L165 262L164 263L161 261H159ZM191 262H194V261H191ZM196 262H194V263L198 264ZM220 262L222 264V261H220ZM2 263H4V262H2ZM14 263H16V262H14ZM80 263L82 264V262H80ZM189 263H190L189 261L184 262V264H189ZM231 263L232 262L228 261L227 263H224V264H231ZM5 264H7V263H5ZM35 264H37V261ZM39 264H41V263H39ZM68 264H70V263H68ZM72 264H76V263L73 262ZM168 264H170V263H168ZM262 264H264V263H262Z\"/></svg>",
  "mask_w": 264,
  "mask_h": 264
},
{
  "label": "water",
  "instance_id": "95a60500",
  "mask_svg": "<svg viewBox=\"0 0 264 264\" xmlns=\"http://www.w3.org/2000/svg\"><path fill=\"white\" fill-rule=\"evenodd\" d=\"M194 82V77L191 76L189 79L183 81L181 83V88L186 89L190 82ZM169 120H165L161 127L159 128V134L165 132L166 127L168 126ZM250 127H255L256 124L254 122L249 123ZM136 194V200L133 204V215L140 216L155 209L161 197L168 192V188L159 181L148 182L145 177L140 174L137 180V186L134 189ZM29 194L35 196H45L53 210L56 212H62L68 205L70 196H71V187L66 184H61L59 191L56 193L48 194L47 187L39 182L34 181L30 185ZM125 191H121L118 189L112 190L108 195V201L103 204L104 215L107 218L109 225L114 227V223L112 221V217L119 212L120 207V199L123 196H126ZM6 215L10 221L14 223H24L27 221V214L18 207H10L6 210ZM90 235H95V231H89ZM255 252H261L260 248H251ZM189 264H195L194 262H190Z\"/></svg>",
  "mask_w": 264,
  "mask_h": 264
}]
</instances>
